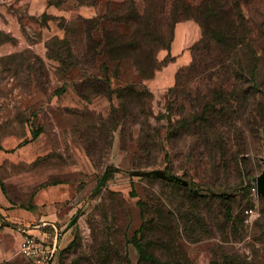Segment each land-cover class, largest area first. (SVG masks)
<instances>
[{"label":"rangeland","instance_id":"1","mask_svg":"<svg viewBox=\"0 0 264 264\" xmlns=\"http://www.w3.org/2000/svg\"><path fill=\"white\" fill-rule=\"evenodd\" d=\"M125 1L0 0V264H36L18 252L10 226L30 223L20 213L53 184L69 185L73 198L56 226L35 233L56 242L52 264H225V252L264 264L255 185L264 170V38L238 67L228 38L203 39L195 19L166 12L171 0H151L152 28L112 22ZM134 8L147 10L143 0ZM112 28L136 49L113 61L98 46L84 60L88 29L93 46ZM135 170L168 171L213 194Z\"/></svg>","mask_w":264,"mask_h":264},{"label":"trees","instance_id":"2","mask_svg":"<svg viewBox=\"0 0 264 264\" xmlns=\"http://www.w3.org/2000/svg\"><path fill=\"white\" fill-rule=\"evenodd\" d=\"M147 10L143 15H140L135 6V0H126L118 10L111 11L109 13L112 22H134L137 24H142L144 21L148 27L152 28L156 20L157 12L155 8H150L151 0H143ZM177 1V5H176ZM167 2V1H166ZM176 5V6H175ZM131 6L133 8H131ZM166 12L170 15H175L176 10L180 11L186 17H190L196 20L200 25L203 32V39L214 40L216 38L222 39L223 36L228 38L229 46L227 49L228 60L231 65L237 64L238 67H245L244 57L247 55V51H256L255 44L256 38H264V0H204L198 6H193L183 0H171L169 8L166 4ZM244 7L247 10V15L244 12ZM87 31L89 45L87 46V51L84 60L94 61L97 55V47L102 46V53L104 57H108L109 60H118L121 54L119 52H130L133 48L136 49L135 39H126L122 34H120L115 28L110 29L111 31L102 32L101 40L90 45L92 41L89 36L90 30ZM138 33V29H135L132 34L127 36V38H132ZM260 42L262 53L264 54V44ZM206 47V46H205ZM238 52L241 53V58L233 57V53L237 55ZM102 55V56H103ZM68 57H71L68 54ZM60 58V57H59ZM72 58V57H71ZM247 67V66H246ZM142 68V67H140ZM203 121V120H201ZM167 177H173L168 171H164ZM110 173L105 170L101 178L97 181L94 190H98L104 182L109 178ZM149 178H155L156 176L150 174ZM159 178V177H156ZM165 181L166 179H161ZM175 185H180L185 189L193 193L209 192L213 194L212 190L206 189L202 186L194 185L186 181L187 185H183L180 181H170ZM225 194H218L224 197ZM164 219V218H163ZM158 223L162 226L163 222L160 220ZM161 226H158L159 228ZM147 228L145 224L142 225V229ZM171 238V237H170ZM173 249H176L171 245ZM225 264H253L245 260V258L235 252H225L224 253Z\"/></svg>","mask_w":264,"mask_h":264},{"label":"crops","instance_id":"3","mask_svg":"<svg viewBox=\"0 0 264 264\" xmlns=\"http://www.w3.org/2000/svg\"><path fill=\"white\" fill-rule=\"evenodd\" d=\"M182 25V22L177 23L176 30L178 31L179 25ZM184 25V24H183ZM188 25V24H187ZM72 189L67 184H53L45 187H41L37 190L33 196L32 208L29 210H24L23 213H20V216L31 221L23 225H37V228H31L30 232L40 233V229L46 225L50 224L56 226L55 222L59 221L61 212L64 210L63 203L73 198ZM12 210L4 211L5 213L13 214ZM71 212L70 214H72ZM21 224V223H20ZM16 225L10 226L11 229H15L17 233L18 243L21 240V235L18 230L15 228ZM17 243V245H18Z\"/></svg>","mask_w":264,"mask_h":264},{"label":"built area","instance_id":"4","mask_svg":"<svg viewBox=\"0 0 264 264\" xmlns=\"http://www.w3.org/2000/svg\"><path fill=\"white\" fill-rule=\"evenodd\" d=\"M37 228V225H16V229L21 235L18 244V252L28 260L36 264H52L57 253L56 242H48L45 238H40L30 232L31 228Z\"/></svg>","mask_w":264,"mask_h":264},{"label":"water","instance_id":"5","mask_svg":"<svg viewBox=\"0 0 264 264\" xmlns=\"http://www.w3.org/2000/svg\"><path fill=\"white\" fill-rule=\"evenodd\" d=\"M263 163H264V158H263ZM132 175L134 176H140V175H145L149 176L150 174L155 175L156 177H159L161 179H166L169 181H180L184 186L187 185L186 181L182 180L179 177H167L162 170H152V171H147V172H141L139 170H135L131 172ZM255 185H256V191L258 194H261L264 197V170L260 175L256 177L255 180Z\"/></svg>","mask_w":264,"mask_h":264}]
</instances>
